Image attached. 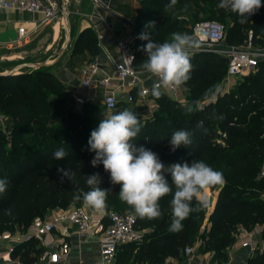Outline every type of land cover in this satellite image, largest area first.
I'll return each mask as SVG.
<instances>
[{
	"label": "trees",
	"instance_id": "1",
	"mask_svg": "<svg viewBox=\"0 0 264 264\" xmlns=\"http://www.w3.org/2000/svg\"><path fill=\"white\" fill-rule=\"evenodd\" d=\"M169 3L170 0H152L143 7L136 21V70H141L140 64L146 59L140 49L148 42L139 39V35L147 33L157 43L170 41L168 36L177 26L174 15L181 14L179 7L183 9L185 5H205L221 21L229 20V37H225L229 46L245 44L249 32L252 44L260 45L264 40V0L244 24L240 23L238 14L219 8L220 0H177L173 9L166 10L165 5ZM152 21H155L154 28L148 27ZM73 46L74 54L97 53V42L89 29L79 34ZM191 64L190 79L180 87L194 97L208 94L214 79L226 74V60L219 62L212 53L196 54L191 58ZM63 93L60 82L49 68L0 77V107L7 115L5 126L11 135L7 146L5 134L0 131V179L8 181L6 192L0 194V233L16 226L26 227L50 210L76 205L78 201L73 199L74 195L90 190L86 176L94 173H99L100 188L111 189L106 214L107 210L130 208L119 199L120 186L111 184L110 173L103 165L92 166L95 153L89 150L88 140L91 131L100 120L108 117V113L117 114L131 108L122 101L107 112L100 104L85 103L79 108L63 111L58 126L44 124L45 98ZM154 99L158 110L152 119L141 122V131L133 143L158 154L165 166L203 160L223 174L225 183L220 187L209 217V228L203 233L200 232L205 208L192 212L182 221V230H169L172 194L159 201L160 218L149 220L136 215V228L151 232L145 233L140 243L123 245L122 261L132 258L133 264H163L167 258L181 259L184 249L192 246L199 237L202 239L200 251L212 252L221 264L240 227L261 226L264 240V173H260L264 162V59L259 61L253 73L241 77L231 92L218 97L213 104H205L202 109L194 106L196 110L187 113L184 105L169 100L164 94L160 98L154 96ZM58 106L62 107L61 104ZM179 129L191 132L192 142L173 152L169 141L173 132ZM61 148L67 156L57 159L54 153ZM61 168L68 170L70 175L74 173L73 178L61 182L62 174L58 171ZM167 178L171 183L170 175ZM79 201H83L82 195ZM193 206L196 207L195 200ZM103 220L106 223V217ZM43 253L38 238L31 237L14 246L11 257L21 264H34ZM247 264H264V249L250 257Z\"/></svg>",
	"mask_w": 264,
	"mask_h": 264
},
{
	"label": "crops",
	"instance_id": "2",
	"mask_svg": "<svg viewBox=\"0 0 264 264\" xmlns=\"http://www.w3.org/2000/svg\"><path fill=\"white\" fill-rule=\"evenodd\" d=\"M149 2L152 0H69L68 6L71 11L70 45L61 58L49 67V72L58 79L63 91L71 99L72 94L78 92L81 95L94 98V102L88 101L86 103L99 104L104 90L98 82L103 78H110L112 86L119 84L114 77V64L120 60L117 44L126 31V25L134 23L136 27V21L141 16L143 7ZM42 19L43 14L39 12L0 10V52L7 54L3 55L7 57L6 63L14 62L16 52H22L21 54L24 55L23 58L26 61L29 57H33L34 53H37L43 56V60L48 64L52 62L54 54L62 46V12L50 22L43 23ZM19 27H24L28 36L24 41L15 42ZM85 29H89L96 39V54H92L90 51L73 53L74 41ZM31 43H36V48L22 51L27 47L29 48L28 45ZM90 60L97 62L98 71L92 80V87L84 90L80 88L79 69ZM136 71L142 78L148 77L147 74H142L141 70ZM147 79L145 84L150 83V79ZM117 100L124 102V94L118 93ZM136 100L142 102L139 99ZM74 107L77 106L74 104ZM140 107H143L142 112L148 114L152 105L142 104ZM220 187L221 185L214 190L209 188L205 190L208 206L205 209V218L200 233L209 228L208 220L214 209ZM55 210H50L45 214L47 218L45 221L50 218L51 213ZM91 210L100 218H104L106 215V213L99 215L93 209ZM45 221H41V218H35L26 227L16 226L13 230L0 233V264H21L17 259H12V249L15 244L24 243L31 237L38 238L44 248V253L34 264L99 263L100 243L97 235L78 234L73 228H70L67 230V234L55 230L50 234L36 237L34 235L36 227ZM201 246L202 239L198 237L192 245L190 254H184L181 259L167 258L163 264H218L212 252L200 251ZM263 249L264 240L262 239L261 226H254L249 229L240 227L235 242L226 251V260L222 261L221 264H247L250 257ZM52 253L58 255L56 263L49 261ZM122 254L123 249L120 246L113 264H127L128 261H130L129 264H133L132 258L122 261Z\"/></svg>",
	"mask_w": 264,
	"mask_h": 264
},
{
	"label": "clouds",
	"instance_id": "3",
	"mask_svg": "<svg viewBox=\"0 0 264 264\" xmlns=\"http://www.w3.org/2000/svg\"><path fill=\"white\" fill-rule=\"evenodd\" d=\"M177 0H170L165 5L166 10L173 9ZM262 6L261 0H220L219 8L229 10L239 15L240 23L249 21ZM187 10V5L184 6ZM148 27H155V21L149 22ZM148 41L140 50L146 54V59L140 64L142 74L155 78L152 86V95L160 98L161 88L176 89L190 79L192 70V50L198 43L188 34L173 32L171 40L164 43L153 42L147 33L138 37ZM258 55L261 53H257ZM222 94L220 88L211 92L213 98ZM185 111H195L193 105L186 104ZM141 122L137 114L125 109L99 121L98 126L90 133L88 140L89 150L95 155L91 161L93 167L103 165L110 173L112 185H119V199L132 207L138 217L149 220L161 217L159 201L166 195L172 194L170 231H180L182 221L194 211L208 206L205 190L211 186L225 183L223 174L214 170L203 160L191 163H173L165 166L158 154L144 146L137 147L134 139L141 131ZM192 133L186 129L175 130L170 138L173 152L181 146L191 144ZM67 153L63 148L54 153L57 159H63ZM61 182L65 178L72 179L66 169H58ZM171 177V183L168 180ZM89 191L74 195L75 201L83 198L86 207L93 209L99 215H104L107 209V197L111 189L99 187L101 182L99 173L86 176ZM8 181L0 179V194L6 192ZM173 186L175 191L173 193ZM196 201V207L193 201Z\"/></svg>",
	"mask_w": 264,
	"mask_h": 264
},
{
	"label": "built area",
	"instance_id": "4",
	"mask_svg": "<svg viewBox=\"0 0 264 264\" xmlns=\"http://www.w3.org/2000/svg\"><path fill=\"white\" fill-rule=\"evenodd\" d=\"M95 1V0H94ZM0 10H12L17 12L42 13V22H50L61 12L59 0H0ZM126 31L117 44V52L120 60L114 64V77L119 82L112 86L110 78H103L98 83L104 93L99 104L107 112H111L118 100V93L124 94L126 103H133L136 99L145 101L151 94L155 78H142L134 68V46L136 27L134 23L125 26ZM28 36L24 27L17 29L15 42L24 41ZM191 37L198 43L197 53L225 54L227 69L226 75L229 78L246 77L256 70L259 61L264 59V40L258 48L252 47V35L243 46H228L221 48L225 41L223 26L215 21L201 20L196 22L191 31ZM261 53V54H257ZM98 71V64L95 60L88 61L79 69L80 88L88 90L92 87V80ZM150 79L149 84L145 82ZM181 87L176 89L161 88V92L174 100L179 99ZM74 104L79 108L86 102H94V98L84 96L78 92L72 94ZM204 104L201 105V109ZM5 118L0 115V127L4 129L6 137H10V130L4 124ZM104 218H100L85 205H71L65 209H56L50 218L40 223L34 235L41 237L59 230L67 234V230L73 228L78 234L97 235L100 243V260L98 264H113L118 248L132 243H140L144 238V232L136 228V214L134 211L108 212ZM192 252V246L184 249V254ZM57 253L49 257L50 263H56Z\"/></svg>",
	"mask_w": 264,
	"mask_h": 264
},
{
	"label": "rangeland",
	"instance_id": "5",
	"mask_svg": "<svg viewBox=\"0 0 264 264\" xmlns=\"http://www.w3.org/2000/svg\"><path fill=\"white\" fill-rule=\"evenodd\" d=\"M69 2V0H68ZM205 6V5H204ZM204 6H196V5H190L187 6V10L185 11L184 8L182 9L181 7H179V9L181 10V14H177L174 15V18H176V23L177 26L175 27L174 32H180V33H186L188 35L191 36V31H192V27L193 25L201 20H209V21H215L220 23L223 28H224V32H225V37H229V28L231 27V23L229 20H225V21H221L217 14H214L212 10H209L207 7ZM177 18H179L177 20ZM73 36V33H72ZM168 39L171 40V35L168 36ZM63 43V35L61 38V44ZM244 42L240 43V46H243ZM29 48H25L22 51H29L32 48H36V43H31L28 45ZM229 45H227L226 41H224L221 45V48L223 49H227ZM253 48H258L257 45L252 44ZM17 54L15 55L14 58H16L14 60V62L6 63V58L3 55H7L4 54L2 52H0V72H5L7 70H9L10 68L16 66L17 64L21 63L24 61V55H22V52H16ZM35 55H33V57H29L27 61L29 62H41L44 61V57L41 56L40 54L34 53ZM197 53L196 49L194 48L192 50V55L191 58H193ZM217 60H219V62L225 61L226 57L225 54H215ZM18 58V59H17ZM241 81V78H229L226 74L220 78L214 79V84L213 86L209 89L208 94L202 95L200 97H194V95L192 96L191 94L188 93V91L186 89H183L181 87V93L179 94V99L175 100L177 101V103L180 106H185L186 104L189 105H193L198 109H201V105L202 104H208V103H214L216 101V99L224 94H228L229 92H231V90L235 87V85ZM220 88L222 90V94H220L219 96L213 98L211 96V92L214 91L216 88ZM169 100H172V98H170L169 96H166ZM174 100V99H173ZM58 104H61L62 107L60 108L58 106ZM142 104H151L152 107H150V111L148 114H145L144 112H142V108L144 107H140ZM128 106L131 108V110L133 112H135L138 116V118H140V122L145 121L147 119H152L154 113L158 110V103L157 101L154 99V96L151 95L150 97H148L145 102H138V100L134 101L133 103H128ZM74 108V101L73 99H71L65 92L63 94H51L48 95L45 98V107H44V114H43V118H44V124L48 125V126H54V125H59V117L63 116L64 113L63 111H69L71 109ZM0 115H2L5 119H7V115L4 113V110L2 109V107H0ZM111 113H108V116H110ZM256 116V115H255ZM257 117V116H256ZM258 118V117H257ZM4 124H6V121L4 122ZM2 133H4V129L1 128L0 130ZM5 134V133H4ZM11 136V135H10ZM6 137V136H5ZM6 145L9 146V137H6ZM264 172V162L261 164L260 167V173ZM84 203L83 201H78L76 203L75 206H83ZM206 209V208H205ZM134 211V209L132 207H127V208H122V209H111V210H107L108 212H119V211ZM135 212V211H134ZM47 218L46 216H43L41 218V221H45ZM144 234L151 232L150 229H146L143 231ZM130 261L127 262V264H129Z\"/></svg>",
	"mask_w": 264,
	"mask_h": 264
},
{
	"label": "water",
	"instance_id": "6",
	"mask_svg": "<svg viewBox=\"0 0 264 264\" xmlns=\"http://www.w3.org/2000/svg\"><path fill=\"white\" fill-rule=\"evenodd\" d=\"M61 4V12L63 17V43L60 49L54 54V58L50 64L46 61L43 62H28L24 60L23 62L17 64L16 66L10 68L5 72H0V77H13L24 74L28 71L44 70L49 68L54 64L61 56L64 54L71 40V25H70V8L68 6L67 0H59ZM15 244L14 246H16Z\"/></svg>",
	"mask_w": 264,
	"mask_h": 264
}]
</instances>
